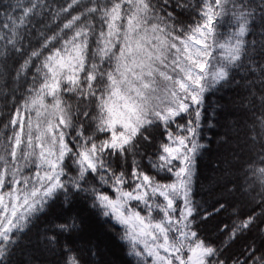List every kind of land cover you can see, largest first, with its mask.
Returning <instances> with one entry per match:
<instances>
[{"label":"snow or ice","instance_id":"1","mask_svg":"<svg viewBox=\"0 0 264 264\" xmlns=\"http://www.w3.org/2000/svg\"><path fill=\"white\" fill-rule=\"evenodd\" d=\"M0 264H264V0H0Z\"/></svg>","mask_w":264,"mask_h":264}]
</instances>
